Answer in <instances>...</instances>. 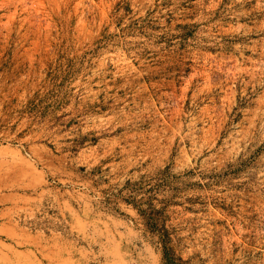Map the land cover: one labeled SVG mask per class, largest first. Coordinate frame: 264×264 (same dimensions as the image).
<instances>
[{
    "label": "rangeland",
    "instance_id": "rangeland-1",
    "mask_svg": "<svg viewBox=\"0 0 264 264\" xmlns=\"http://www.w3.org/2000/svg\"><path fill=\"white\" fill-rule=\"evenodd\" d=\"M264 264V0H0V264Z\"/></svg>",
    "mask_w": 264,
    "mask_h": 264
},
{
    "label": "trees",
    "instance_id": "trees-1",
    "mask_svg": "<svg viewBox=\"0 0 264 264\" xmlns=\"http://www.w3.org/2000/svg\"><path fill=\"white\" fill-rule=\"evenodd\" d=\"M159 241L161 244L163 264H185L180 258L175 256L174 250L170 246L171 240L169 239L167 233L160 235Z\"/></svg>",
    "mask_w": 264,
    "mask_h": 264
}]
</instances>
